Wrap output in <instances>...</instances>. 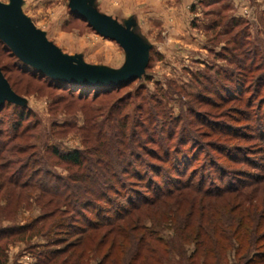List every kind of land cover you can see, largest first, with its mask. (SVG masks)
<instances>
[{"label":"rangeland","instance_id":"rangeland-1","mask_svg":"<svg viewBox=\"0 0 264 264\" xmlns=\"http://www.w3.org/2000/svg\"><path fill=\"white\" fill-rule=\"evenodd\" d=\"M82 2L139 42L148 65L128 86L83 92L60 84L35 49L0 24L13 41L9 45L0 39V70L11 93L0 110V250L5 264H36V254L66 250L81 238L52 226L61 212L55 208H63L62 200L51 196L52 185L89 174L61 160L54 149L79 150L96 168L95 162L116 147L129 157L136 152L139 168L150 164L163 173L172 172L175 154L185 153L192 158L187 176H197L196 181L204 169L211 170V160L229 171L255 172L231 161L230 152L264 158V0ZM69 3L21 0L20 8L62 54L81 59L88 71L128 72L136 63L132 53L72 15ZM121 182L143 189L131 178ZM48 214L53 217L38 223L35 232L17 231ZM170 228L163 229L167 242L174 235ZM57 238L60 243H53ZM183 246L188 254L195 250L193 242ZM92 255L90 264H97L102 255ZM238 262L231 251L222 264Z\"/></svg>","mask_w":264,"mask_h":264},{"label":"trees","instance_id":"trees-1","mask_svg":"<svg viewBox=\"0 0 264 264\" xmlns=\"http://www.w3.org/2000/svg\"><path fill=\"white\" fill-rule=\"evenodd\" d=\"M59 83L83 92L130 84ZM54 153L89 174L68 179L62 186L52 185L51 196L63 203V208H55L61 212L52 226L81 238L66 250L36 254V264H90V254L102 255L97 264H222L231 251L239 264H264V158L254 160L245 151L230 152L231 161L255 172L229 171L211 160V170L204 169L196 181L197 176H187L192 158L185 153L175 154L173 170L165 174L150 164L146 170L139 168L136 163L141 158L136 152L129 157L116 147L95 162L96 168L79 150L62 153L54 149ZM149 153L158 157L152 150ZM227 177L232 178L228 181ZM123 178H131L143 189L121 184ZM52 217L41 216L17 231L35 232L38 223ZM168 224L174 232L169 242L163 235ZM57 239L52 242L60 243L61 238ZM192 242L195 250L188 254L183 245ZM3 257L1 251L0 264H5Z\"/></svg>","mask_w":264,"mask_h":264},{"label":"water","instance_id":"water-1","mask_svg":"<svg viewBox=\"0 0 264 264\" xmlns=\"http://www.w3.org/2000/svg\"><path fill=\"white\" fill-rule=\"evenodd\" d=\"M20 1L10 0L9 4L0 1V24L17 31L33 47L37 52V59L50 67L55 79L69 84L115 87L127 85L138 79L147 68L149 58L142 45L109 23L102 15L83 6V0H70L71 13L88 22L104 38L117 42L132 53L136 63L125 74L103 75L91 72L81 59L62 54L48 40L46 34L23 13ZM0 39L9 45L13 43L11 36L1 26ZM41 53L46 59L41 56ZM10 97L8 82L0 70V110L6 101L10 100Z\"/></svg>","mask_w":264,"mask_h":264},{"label":"crops","instance_id":"crops-1","mask_svg":"<svg viewBox=\"0 0 264 264\" xmlns=\"http://www.w3.org/2000/svg\"><path fill=\"white\" fill-rule=\"evenodd\" d=\"M10 3V1L8 2V3H6V4H9ZM24 13V12H23Z\"/></svg>","mask_w":264,"mask_h":264}]
</instances>
